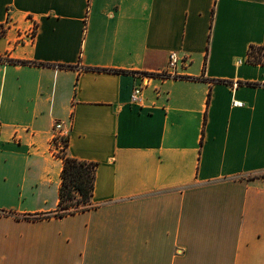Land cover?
<instances>
[{
  "label": "crops",
  "instance_id": "crops-1",
  "mask_svg": "<svg viewBox=\"0 0 264 264\" xmlns=\"http://www.w3.org/2000/svg\"><path fill=\"white\" fill-rule=\"evenodd\" d=\"M0 26V264H264V0H0ZM58 122L97 164L63 217Z\"/></svg>",
  "mask_w": 264,
  "mask_h": 264
},
{
  "label": "trees",
  "instance_id": "trees-1",
  "mask_svg": "<svg viewBox=\"0 0 264 264\" xmlns=\"http://www.w3.org/2000/svg\"><path fill=\"white\" fill-rule=\"evenodd\" d=\"M248 62L264 64V48L252 46L248 53ZM26 63V62H22ZM60 189L59 211L57 217L85 211L91 208L94 194L97 164L68 157L65 153ZM50 215H40L37 219L48 218Z\"/></svg>",
  "mask_w": 264,
  "mask_h": 264
},
{
  "label": "built area",
  "instance_id": "built-area-1",
  "mask_svg": "<svg viewBox=\"0 0 264 264\" xmlns=\"http://www.w3.org/2000/svg\"><path fill=\"white\" fill-rule=\"evenodd\" d=\"M4 32V27L0 26V35L3 34ZM36 35V28H33L30 32L28 37L30 39H33ZM179 57L177 53H171L169 57V62H170V69L174 70L176 65L179 62ZM184 61L186 60L185 58L183 59ZM168 75H173V72L170 74H161V75H150V74H141L139 75L141 78V83L136 86L131 94V102L132 104H138L140 103L142 99V91L145 86L148 85L149 81L151 78L154 76H161V77H166ZM237 105H242V103H236ZM0 132H1V126H0ZM69 140V133L65 132L63 130V123L58 122L55 124L54 129H53V148L55 149V154L57 156L62 157V155L65 153L67 144Z\"/></svg>",
  "mask_w": 264,
  "mask_h": 264
}]
</instances>
